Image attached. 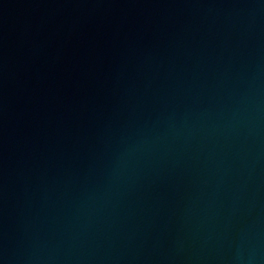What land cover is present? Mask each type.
<instances>
[{
  "label": "water",
  "instance_id": "obj_1",
  "mask_svg": "<svg viewBox=\"0 0 264 264\" xmlns=\"http://www.w3.org/2000/svg\"><path fill=\"white\" fill-rule=\"evenodd\" d=\"M0 264H264V0H0Z\"/></svg>",
  "mask_w": 264,
  "mask_h": 264
}]
</instances>
